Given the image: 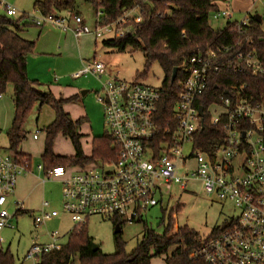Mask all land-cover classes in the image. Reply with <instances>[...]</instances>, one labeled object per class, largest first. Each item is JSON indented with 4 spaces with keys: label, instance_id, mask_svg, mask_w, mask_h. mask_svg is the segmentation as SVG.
I'll return each instance as SVG.
<instances>
[{
    "label": "built area",
    "instance_id": "obj_1",
    "mask_svg": "<svg viewBox=\"0 0 264 264\" xmlns=\"http://www.w3.org/2000/svg\"><path fill=\"white\" fill-rule=\"evenodd\" d=\"M216 4L218 10L212 17L232 20V11ZM260 5L264 7V0L253 2L255 11L237 22L239 29L249 24L250 15L258 14L256 9ZM16 13L17 9L6 5L7 16ZM260 16L264 22V12ZM28 19L39 27L50 24L70 31L76 38L84 35L102 38L108 34L112 37L131 34L134 31L131 22H140L141 14L137 7L126 9L113 21L99 8L94 31L81 15L72 12L64 16L39 12L28 15ZM231 49L223 46L197 52L182 63L179 68L185 78L179 83L172 119L164 127L156 119L160 88L107 75V67L101 61L89 62L73 74L74 78L92 74L102 82L97 99L103 105L105 122L117 147V158L105 162L110 166L106 170L92 167L70 172V168L55 166L45 172L48 180L61 182L62 211L69 214L73 227L86 226L88 218L94 215L118 219L122 224L142 221L151 208L157 205L163 208L164 197L172 190L174 181L180 182L182 190L195 182L211 200L231 202L238 210L221 232L201 240L196 255L206 264H264V99L253 102L244 87L232 86L227 96L220 97L207 109L199 103L211 75L224 66L234 71L245 66L253 75L264 72L254 52L240 50L229 57ZM206 112L213 123L226 117L225 144L215 156L194 146ZM187 144L192 145L188 155L183 151ZM29 169L27 158L17 159L0 148V233L5 228H16L12 222L15 213L11 215L4 206L15 193L19 178ZM38 169L43 170V166L39 164ZM180 169L183 172L178 175ZM49 208V202L44 201L34 215L36 226L60 216L57 210ZM47 235L48 242L32 243L26 260L37 259L62 246L59 231H49Z\"/></svg>",
    "mask_w": 264,
    "mask_h": 264
},
{
    "label": "trees",
    "instance_id": "obj_2",
    "mask_svg": "<svg viewBox=\"0 0 264 264\" xmlns=\"http://www.w3.org/2000/svg\"><path fill=\"white\" fill-rule=\"evenodd\" d=\"M96 11L105 10L110 20H117L126 9L138 8L141 20L132 23L134 31L122 37H111L103 40L107 47L124 51L127 46L141 48L146 58V68L153 61H158L164 70L165 77L160 88V101L156 119L161 127L172 118V109L180 91L179 83L185 78V73L179 67L197 52H205L218 47L231 46L229 57H234L238 51H252L260 60L264 69V26L249 16V24L240 28L238 20H228L221 29H214L209 19L218 10L217 2L227 0H85ZM77 0H36L34 9L43 15L52 12H72ZM33 24L28 15L18 19L0 16V96L6 92L9 85L13 86L14 117L6 131L8 149L17 159L27 158L31 164V156L24 154L20 146L26 137L24 123L34 106L40 110L44 105L50 106L55 112L54 120L47 125L45 132L44 152L41 156L43 170L55 166L66 168L75 165H85L96 160L103 162L115 161L117 147L110 133L93 140L91 156H85L81 150L77 126L81 119L74 121L65 112L64 104L72 100L56 97L51 91H43L39 83L31 80L27 73V58L36 47V41L28 40L20 35L28 25ZM177 67V76L171 80L173 69ZM232 86L244 87L246 96L253 102L264 99V72L253 75L251 70L240 66L237 71L224 66L218 73L212 74L205 94L199 103L207 109ZM226 117L218 123H213L212 117L206 112L202 127L195 135L194 146L202 148L211 156L225 144ZM69 137L76 149L73 157L58 156L53 153V142L58 134ZM166 211V210H164ZM17 209L15 216L28 213ZM164 219L162 220V223ZM120 230L116 231V251L104 253L100 248L94 250L93 239L87 227H73L68 234L66 243L59 249L40 255L36 264H149L151 258L166 256L167 264H206L196 255L202 238L193 230L178 227L172 231V216L168 215L164 230L157 233L145 226L143 236L132 252L125 249V241L121 239L122 223L114 219ZM227 226V225H226ZM224 227L215 228L210 236L221 232ZM209 236V237H210ZM172 253L168 255V252ZM0 264H15L9 250L0 249Z\"/></svg>",
    "mask_w": 264,
    "mask_h": 264
},
{
    "label": "rangeland",
    "instance_id": "obj_3",
    "mask_svg": "<svg viewBox=\"0 0 264 264\" xmlns=\"http://www.w3.org/2000/svg\"><path fill=\"white\" fill-rule=\"evenodd\" d=\"M255 0H227L219 1L218 5L222 9L232 11V20H243L247 14L252 11V4ZM35 0H0V16L6 15V5L17 9L12 19H18L22 15L39 14L34 9ZM257 13L262 15L264 7L259 6ZM58 15H67V11L58 12ZM72 14L81 15L91 30L96 29V9L85 0H77L76 7ZM226 17H210L209 24L214 29L223 28L227 21ZM264 26V22H263ZM35 24L28 25L20 35L23 38L36 41V47L29 54V65L31 75L39 78V87L43 91L53 90L54 93L64 99L75 96L64 104V110L72 120L81 119V124L77 126V132L81 135L79 139L80 147L85 156H91L93 151V140L95 137H101L109 133V128L105 122L103 105L97 99V94L102 87V82L90 74L87 77L74 78L73 74L83 68V65L93 61H101L107 67V75H117L120 79L127 82H138L155 88H161L165 73L158 61H153L149 68H146V58L141 48L127 46L124 51H118L116 48L107 47L103 44L104 39L111 38L110 34L102 38H96L94 35H84L76 38L70 31H64L53 25H46L43 31ZM40 31L49 32L51 41L43 42ZM71 34L67 42V47L63 50L62 37ZM69 38V37H68ZM61 41L56 45V41ZM63 87L65 92L59 94L57 89ZM86 91V92H84ZM13 86L9 85L6 92L0 99V124L10 117L14 112L12 104ZM55 118L54 110L44 105L38 110V105L34 106L28 115L24 130L26 138L23 140L20 149L31 156V165L33 169L38 170V165L43 163L41 158L44 152L45 133L43 129L49 125ZM6 131H3L4 144L3 151L13 153L8 149V140H5ZM2 132H0V138ZM53 153L58 156L73 157L76 155V149L72 140L58 134L53 142ZM184 154L188 155L192 151V145L187 144ZM192 166L191 164H189ZM98 167L99 169H108L109 165L101 160L87 163L85 165H75L70 168V172L80 169ZM41 172V171H40ZM183 169L178 171V175ZM45 184L43 187V200L48 201L50 210H57L60 216L54 218L41 226H36L34 215L38 211L28 212L14 216L13 223L15 229L5 228L0 235L3 243L0 245L4 250H9L14 257L15 264H36L38 259L26 260L25 255L33 242H46L49 238V231L57 230L60 232L62 244L66 243L70 229L74 226L69 214L62 211V184L56 179L48 180L44 176ZM7 209L13 215L17 206L13 203L7 205ZM166 210V211H164ZM172 216V231L176 232L178 227H187L195 231L199 236L207 238L217 227H224L229 221L236 217L238 210L231 202H220L211 200L206 196L204 190L198 183L190 182L186 190L180 188V182L172 183V190L164 197L163 208L157 205L150 209L142 221L135 223H123L121 239L125 241V249L132 252L138 242L141 240L145 226L154 229L157 233H162L164 223L168 220V215ZM164 222L162 223V220ZM87 230L92 237L93 242L106 254L116 251V224L110 217L98 215L90 216L87 222ZM173 248L168 252L172 253ZM166 256L153 257L149 264H167Z\"/></svg>",
    "mask_w": 264,
    "mask_h": 264
},
{
    "label": "crops",
    "instance_id": "obj_4",
    "mask_svg": "<svg viewBox=\"0 0 264 264\" xmlns=\"http://www.w3.org/2000/svg\"><path fill=\"white\" fill-rule=\"evenodd\" d=\"M43 27L40 28V30H42ZM42 31H40L39 33H40V35L43 33L42 34V38H41V39H43V42L45 43V42L51 41V38L49 36L50 35L49 34L50 31H48V32H46V31L42 32ZM70 38H72L71 34H67V35L62 37V39H63V41H62L63 42V44H62L63 50H65V47H67V43H68L67 41ZM60 42L57 40L56 41V45H59ZM28 59H29V55H28V58H27V73H28V77L31 80H35V81H37L40 84L39 78H37L36 76H32L31 75V68H30ZM65 90L66 89H64L63 87H59L57 89V92L59 94H63L65 92ZM50 91L56 97L60 98V96L56 95L53 90H50ZM84 92H86V91H84ZM0 99H2V95L0 96ZM12 104H13V100H12ZM13 107H14V104H13ZM13 117H14V112H13V114L10 115V117L8 116V118L3 122V124H0V132H2V136L0 138V148L1 149L4 148V147H2L4 145L2 143L3 131H7V129L10 127V125L12 123V120H13ZM4 136H5V140L7 141L8 140L7 136L6 135H4ZM20 150H21L22 153L27 154L24 151L23 148H21ZM27 155H29V154H27ZM43 175L45 176V171L44 170L37 171L36 169H33L32 165L30 164L29 171L19 178L15 193L8 198V200H7V202H6L4 207L7 208L8 204L13 203L16 206L19 205L20 209H22V210L29 211V212H33V211H38L39 212V210H41L42 204L44 202V200H43V196H44L43 187H44V184H45L46 181H45ZM48 241H49V239L46 242H48Z\"/></svg>",
    "mask_w": 264,
    "mask_h": 264
},
{
    "label": "water",
    "instance_id": "obj_5",
    "mask_svg": "<svg viewBox=\"0 0 264 264\" xmlns=\"http://www.w3.org/2000/svg\"><path fill=\"white\" fill-rule=\"evenodd\" d=\"M254 17H255L256 21H258L259 23L262 22V18L260 16V14H256ZM177 71H178V68L175 67L173 69V73H172V77H171L172 81H174L176 79ZM199 112H200L201 115H203V107L202 106L199 107ZM119 230H120V227H119V225H117L116 226V231H119ZM91 244H92V247H93L94 250L99 248V246L96 243L92 242Z\"/></svg>",
    "mask_w": 264,
    "mask_h": 264
}]
</instances>
